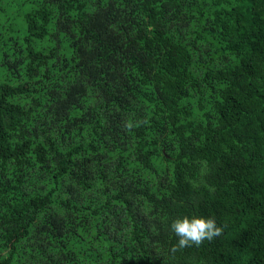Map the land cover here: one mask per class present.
Wrapping results in <instances>:
<instances>
[{
    "label": "trees",
    "instance_id": "obj_1",
    "mask_svg": "<svg viewBox=\"0 0 264 264\" xmlns=\"http://www.w3.org/2000/svg\"><path fill=\"white\" fill-rule=\"evenodd\" d=\"M0 53V264H264V0H29ZM222 228L171 251L178 217Z\"/></svg>",
    "mask_w": 264,
    "mask_h": 264
},
{
    "label": "clouds",
    "instance_id": "obj_2",
    "mask_svg": "<svg viewBox=\"0 0 264 264\" xmlns=\"http://www.w3.org/2000/svg\"><path fill=\"white\" fill-rule=\"evenodd\" d=\"M172 232L178 237V241L172 246L173 253L190 246H199L204 240H212L222 231L216 225L214 217L205 218L202 216L178 217L172 221Z\"/></svg>",
    "mask_w": 264,
    "mask_h": 264
},
{
    "label": "rangeland",
    "instance_id": "obj_3",
    "mask_svg": "<svg viewBox=\"0 0 264 264\" xmlns=\"http://www.w3.org/2000/svg\"><path fill=\"white\" fill-rule=\"evenodd\" d=\"M29 0H0V53L4 46H1L12 30L21 31V36L24 35L20 19V5L26 7ZM1 60V58H0ZM2 68L0 64V80L3 78Z\"/></svg>",
    "mask_w": 264,
    "mask_h": 264
}]
</instances>
